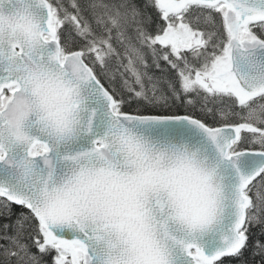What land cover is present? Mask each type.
Returning a JSON list of instances; mask_svg holds the SVG:
<instances>
[{
    "label": "snow or ice",
    "instance_id": "1",
    "mask_svg": "<svg viewBox=\"0 0 264 264\" xmlns=\"http://www.w3.org/2000/svg\"><path fill=\"white\" fill-rule=\"evenodd\" d=\"M0 264H264V0H0Z\"/></svg>",
    "mask_w": 264,
    "mask_h": 264
}]
</instances>
